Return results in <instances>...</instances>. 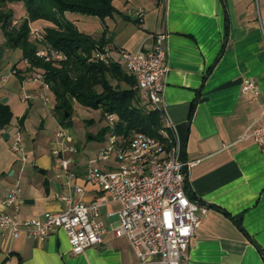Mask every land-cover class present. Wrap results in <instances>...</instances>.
<instances>
[{"label":"crops","instance_id":"obj_1","mask_svg":"<svg viewBox=\"0 0 264 264\" xmlns=\"http://www.w3.org/2000/svg\"><path fill=\"white\" fill-rule=\"evenodd\" d=\"M19 2V15L13 1L6 4L15 10L16 23L27 15ZM111 3L116 11L103 18L69 10L63 17L78 31L102 37L113 55L120 48H149L156 30L166 32L165 59L169 65L162 86L163 112L173 129L177 156L196 160L185 169V193L206 208L189 237L184 264H264V145L239 139L264 107V0ZM138 5L145 10L141 21H135L133 14ZM29 23L42 24L43 28L55 25L42 18ZM5 41L0 24V44L7 50L10 46ZM4 57L0 54V75L5 78L0 102L11 108L12 115L8 124L0 126V206L10 210L1 200L15 185L21 191V218L66 208L68 203L60 195L73 184L83 185L82 199L90 202L100 190L85 181L88 168L113 165L112 160L91 161L105 137L104 133L102 140L94 138L100 124L88 126L84 131L89 134L87 140L64 126L78 147L69 166L74 176L68 179L52 155L51 139L62 125L54 112V92L48 91L46 104L40 82L27 79L23 59L21 64L15 59L10 71L4 72V65L9 63ZM243 78L258 85L255 98L241 92ZM30 93V99H22ZM191 101L195 105L189 116ZM17 131L22 151L11 148ZM21 155L27 159L22 161ZM103 194L107 202L98 208L96 217L106 228L100 244L73 254L62 228L44 241L23 233L13 238L0 230V264H151L137 259L123 237L112 235L109 224L117 215L107 212L120 204L108 192Z\"/></svg>","mask_w":264,"mask_h":264},{"label":"built area","instance_id":"obj_2","mask_svg":"<svg viewBox=\"0 0 264 264\" xmlns=\"http://www.w3.org/2000/svg\"><path fill=\"white\" fill-rule=\"evenodd\" d=\"M144 8L136 7L133 14L140 21ZM13 22L16 23L15 20ZM43 26L31 25L29 37L37 43L36 53L44 59H62L65 54L45 43ZM166 32L158 29L153 33L151 47L129 50L120 48L115 55L104 45L94 48L92 58L104 63L115 61L127 74L134 76V87L139 98L148 109H155L162 115L163 121L157 129L159 135L145 131H135L129 136L118 134L114 130L117 117L112 112L103 114L105 137L101 147L92 157V162L111 161L110 168L91 166L86 172L85 181L99 188L100 193L90 202L82 199L85 188L73 184L71 190L64 191L60 197L68 203L66 208L45 212L43 216L19 217L21 191L18 185L9 189L1 200L0 230L4 235L17 238L21 234L28 238L44 241L54 230L62 228L68 234L73 254L81 253L91 245H98L105 226L96 218L98 208L107 200L108 192L113 201L120 206L107 212L117 215L109 224L114 237H123L129 244L132 254L142 262L151 264H184L187 258L189 237L198 226L201 215L206 212L205 205L197 199L189 198L185 193L184 177L186 168L196 160H186L177 156V145L173 140L171 123L164 115L162 102L163 82L166 79L168 62L165 59ZM28 68L27 79L40 82L44 88L42 99L48 104L50 86L44 78L42 69L24 59ZM5 82L0 75V86ZM240 90L255 98L259 93L258 85L250 78L240 81ZM32 94H24L27 100ZM258 118L247 125L239 139H251L264 145V107ZM74 136L58 126L51 139L52 155L61 165L63 173L69 179L74 176L69 166L71 154L78 147ZM163 139L169 143L165 147ZM21 135L17 131L11 144L15 151H22ZM27 158L21 155V160ZM1 180V179H0Z\"/></svg>","mask_w":264,"mask_h":264},{"label":"trees","instance_id":"obj_3","mask_svg":"<svg viewBox=\"0 0 264 264\" xmlns=\"http://www.w3.org/2000/svg\"><path fill=\"white\" fill-rule=\"evenodd\" d=\"M12 1L0 0V24L5 42L10 47H19L23 59L42 69L56 96L54 112L63 126L70 125L71 101L75 100L80 105L100 109L101 116L105 112L114 113L117 117L114 130L120 135L127 137L142 130L159 135L157 129L162 124V115L140 102L138 90L134 87V76L125 73L115 61L104 63L92 58L94 48L102 46L104 39L78 31L73 22L63 17L64 12L69 10L103 18L116 11L111 0H14L22 1L27 10V15L19 23L13 22L15 11L6 5ZM41 18L54 22L55 25L42 28L43 36L45 43L65 54L64 58L46 60L37 55V43L29 37V22ZM113 78L115 83H111ZM120 82L124 85L121 86ZM194 105L195 101H191L189 116ZM11 115V108L0 102V126L8 124ZM104 130L105 127L101 126L94 138L102 140ZM163 143L165 147L169 146L164 139ZM187 196L195 199L189 194Z\"/></svg>","mask_w":264,"mask_h":264},{"label":"rangeland","instance_id":"obj_4","mask_svg":"<svg viewBox=\"0 0 264 264\" xmlns=\"http://www.w3.org/2000/svg\"><path fill=\"white\" fill-rule=\"evenodd\" d=\"M13 2H14L13 5L15 7L16 13H17V15H19L20 11L16 8V5H17V3H21V2L14 1V0H13ZM131 19H132L131 22L134 23V18L131 17ZM33 26H38V25L33 24ZM93 32H95V29H93ZM20 51H21L20 48L16 47V46L10 47L9 49L5 50V48L0 44V54H3V55L5 54L6 57H4V58L5 59L7 58L8 62H9V63L4 65V67H3L4 72L10 71L12 64H13V61L15 59L18 60L17 63H19V64L22 63L23 58L20 59V57H21V55H19V54H21ZM23 61H24V59H23ZM111 81H112L111 83H115L116 80L113 78ZM119 84L121 86L124 85L122 82H120ZM139 100L141 102L140 98H139ZM71 105H72V111L70 112L69 119H72V121L70 122V125H67L65 127H68V128L70 127L71 130L77 134L79 139L87 140L86 135L88 133H84V131L87 130V128H88V126H90V124L93 126H97L100 124L99 128L101 126H103L104 118H103V116L100 115V109H93V108H90L87 106L80 105L75 100L71 101ZM82 125H84V126H82Z\"/></svg>","mask_w":264,"mask_h":264},{"label":"water","instance_id":"obj_5","mask_svg":"<svg viewBox=\"0 0 264 264\" xmlns=\"http://www.w3.org/2000/svg\"><path fill=\"white\" fill-rule=\"evenodd\" d=\"M2 99H4V98H2ZM4 136H5V137H8L7 134H6L5 132H4ZM25 200H26V199H25Z\"/></svg>","mask_w":264,"mask_h":264}]
</instances>
